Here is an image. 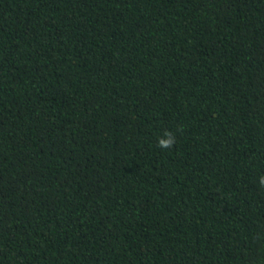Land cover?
Listing matches in <instances>:
<instances>
[{
  "label": "trees",
  "instance_id": "trees-1",
  "mask_svg": "<svg viewBox=\"0 0 264 264\" xmlns=\"http://www.w3.org/2000/svg\"><path fill=\"white\" fill-rule=\"evenodd\" d=\"M261 176L264 0H0V264H264Z\"/></svg>",
  "mask_w": 264,
  "mask_h": 264
},
{
  "label": "clouds",
  "instance_id": "clouds-1",
  "mask_svg": "<svg viewBox=\"0 0 264 264\" xmlns=\"http://www.w3.org/2000/svg\"><path fill=\"white\" fill-rule=\"evenodd\" d=\"M168 136V139H160L158 141V146L161 147L162 149H167L171 147V145L174 142V138L172 137L171 133H166ZM259 184L261 187H264V176H261L259 179Z\"/></svg>",
  "mask_w": 264,
  "mask_h": 264
}]
</instances>
